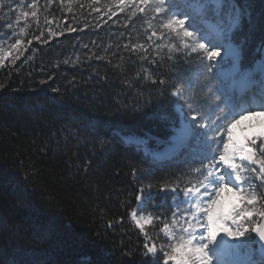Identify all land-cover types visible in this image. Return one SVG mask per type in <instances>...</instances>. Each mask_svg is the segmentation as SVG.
<instances>
[{"label": "trees", "instance_id": "trees-1", "mask_svg": "<svg viewBox=\"0 0 264 264\" xmlns=\"http://www.w3.org/2000/svg\"><path fill=\"white\" fill-rule=\"evenodd\" d=\"M238 2L249 9L234 37L247 70L262 57L264 0ZM32 4L0 0V264H152L144 243H165L160 229L173 213V194L159 203L158 189L199 166L196 143L158 161L122 136L166 147L180 125L175 103L188 112L172 88L190 83L185 99L208 112L223 106V83L194 54L169 59L152 44L142 59L131 44H149V16L129 20L112 0ZM145 72L165 84L143 79ZM148 184L152 199L142 212L160 219L146 226V237L130 214Z\"/></svg>", "mask_w": 264, "mask_h": 264}, {"label": "snow or ice", "instance_id": "snow-or-ice-1", "mask_svg": "<svg viewBox=\"0 0 264 264\" xmlns=\"http://www.w3.org/2000/svg\"><path fill=\"white\" fill-rule=\"evenodd\" d=\"M112 3L119 12L128 10L129 20L138 14L149 16V44H131L133 52L145 54L142 59L148 58L149 49L155 44V50L167 49L169 59L172 53L194 54L208 73L213 69L220 73L223 65L231 62L229 75L242 85L235 100L222 85L217 89L220 93L217 99L223 97L224 107L217 104L208 112L193 107L185 99L190 83H177L172 88L171 96L184 100L188 107L177 129L174 154L190 149L195 140L193 151L199 166L191 168L185 179L158 189L173 194L175 211L171 224L164 223L160 229L165 243L158 248L148 237L144 243L145 257L152 264L161 260L162 264H264V59L241 71L242 49L234 42L249 19V9L238 0H182V4L176 0H112ZM35 4L33 0L32 7ZM93 11L98 12L99 8ZM28 15L24 13L25 17ZM31 15L36 16V12ZM19 45L21 40L17 39L12 48ZM124 47L128 49L129 45ZM15 59L19 56L13 62ZM143 79L154 85L165 84L149 72H145ZM217 112L221 115H216ZM245 123L251 131L243 139L237 138L234 130ZM151 190V184L139 188L136 196L139 209L130 214L135 227L146 237V226L160 219L142 212L143 204L151 203ZM229 195L233 199H226ZM253 244L258 245L259 261L253 259Z\"/></svg>", "mask_w": 264, "mask_h": 264}, {"label": "rangeland", "instance_id": "rangeland-1", "mask_svg": "<svg viewBox=\"0 0 264 264\" xmlns=\"http://www.w3.org/2000/svg\"><path fill=\"white\" fill-rule=\"evenodd\" d=\"M176 3H177V4H182V3L180 2V0H177ZM263 50H264V49H263ZM259 60H260V59H259ZM259 60H258V61H259ZM258 61H257V62H258ZM230 70H231V67H230L227 71H223V70H221L220 73H217V72H216V74H217V79H219V80L223 83V85H225V86H223V87H224V90H225L228 94L232 95L233 99L235 100L236 97L239 95V89L242 87V85L235 83V82L231 79V77H230V75H229ZM241 71H243V70H241ZM224 82H227V86H226V83H224ZM222 99H223V97H222ZM178 106L180 107L179 104H178ZM222 107H224V105H223ZM180 108H181V107H180ZM180 110H181L182 120H183V118H184V117H183L184 113H183L182 108H181ZM216 115H221V114L217 112ZM258 119H259V118H258ZM256 130H259V129H256ZM234 131H235V135H236L237 138L243 139V137H244L245 135H247L251 130L247 128V124L245 123V124L239 126V127H238L237 129H235ZM176 135H177V131H176V134H175L174 136H176ZM209 135H211V133H209ZM172 138H173V139L171 140V141H172L171 148H173V144H174V141H175L174 137H172ZM171 148H170L169 150H167L166 152L169 153V151L171 150ZM173 149H174V148H173ZM173 149L171 150V152L174 151ZM161 152H162V150H159V149H152V150L150 151V153L152 154V156H156V157H157V155H161ZM257 183H259V181H257ZM163 194H165V192H164ZM226 199L231 200V199H233V197H231V196L229 195L228 197H226ZM145 203H147V202H145ZM170 205H171L172 211L174 212V211H175V208L173 207V199L171 200ZM143 206H144V204H143ZM143 206H142V207H143ZM138 209H139V206H138ZM171 220H172V219H171ZM169 224H171V222H170ZM162 233H163V232H162ZM163 235H164V233H163ZM252 247H253V249L255 250V255H254L253 259L259 261V259H260L259 257H260V256L257 254V245H256V244H253Z\"/></svg>", "mask_w": 264, "mask_h": 264}, {"label": "water", "instance_id": "water-1", "mask_svg": "<svg viewBox=\"0 0 264 264\" xmlns=\"http://www.w3.org/2000/svg\"><path fill=\"white\" fill-rule=\"evenodd\" d=\"M257 252H258V254L260 255L258 245H257Z\"/></svg>", "mask_w": 264, "mask_h": 264}, {"label": "bare ground", "instance_id": "bare-ground-1", "mask_svg": "<svg viewBox=\"0 0 264 264\" xmlns=\"http://www.w3.org/2000/svg\"><path fill=\"white\" fill-rule=\"evenodd\" d=\"M174 137V139L176 138V136H173ZM173 139V138H172Z\"/></svg>", "mask_w": 264, "mask_h": 264}]
</instances>
